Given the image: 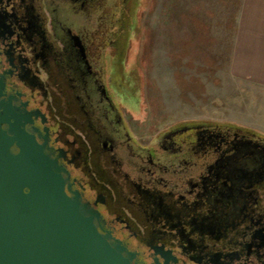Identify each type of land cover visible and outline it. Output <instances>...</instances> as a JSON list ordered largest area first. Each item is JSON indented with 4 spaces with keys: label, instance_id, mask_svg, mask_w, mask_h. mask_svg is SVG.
Masks as SVG:
<instances>
[{
    "label": "flooded vegetation",
    "instance_id": "obj_1",
    "mask_svg": "<svg viewBox=\"0 0 264 264\" xmlns=\"http://www.w3.org/2000/svg\"><path fill=\"white\" fill-rule=\"evenodd\" d=\"M140 4L0 0V113L30 115L26 131L134 264H264V133L197 121L138 133L125 106Z\"/></svg>",
    "mask_w": 264,
    "mask_h": 264
},
{
    "label": "rangeland",
    "instance_id": "obj_2",
    "mask_svg": "<svg viewBox=\"0 0 264 264\" xmlns=\"http://www.w3.org/2000/svg\"><path fill=\"white\" fill-rule=\"evenodd\" d=\"M250 2L141 0L127 61L138 88L125 103L138 133L190 121L264 133V85L236 67Z\"/></svg>",
    "mask_w": 264,
    "mask_h": 264
},
{
    "label": "water",
    "instance_id": "obj_3",
    "mask_svg": "<svg viewBox=\"0 0 264 264\" xmlns=\"http://www.w3.org/2000/svg\"><path fill=\"white\" fill-rule=\"evenodd\" d=\"M29 123L30 115L0 113V264H134L99 230V213L70 190L66 169Z\"/></svg>",
    "mask_w": 264,
    "mask_h": 264
},
{
    "label": "crops",
    "instance_id": "obj_4",
    "mask_svg": "<svg viewBox=\"0 0 264 264\" xmlns=\"http://www.w3.org/2000/svg\"><path fill=\"white\" fill-rule=\"evenodd\" d=\"M244 20L245 47L238 56L237 72L248 80L264 85V0H250ZM253 45L248 46L247 45Z\"/></svg>",
    "mask_w": 264,
    "mask_h": 264
},
{
    "label": "trees",
    "instance_id": "obj_5",
    "mask_svg": "<svg viewBox=\"0 0 264 264\" xmlns=\"http://www.w3.org/2000/svg\"><path fill=\"white\" fill-rule=\"evenodd\" d=\"M229 125H231V124H229ZM235 126V125H234ZM249 130H251V129H249ZM251 131H253V130H251Z\"/></svg>",
    "mask_w": 264,
    "mask_h": 264
}]
</instances>
